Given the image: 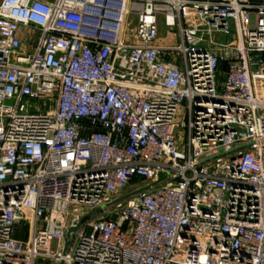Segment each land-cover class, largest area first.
Instances as JSON below:
<instances>
[{"label": "built area", "instance_id": "obj_1", "mask_svg": "<svg viewBox=\"0 0 264 264\" xmlns=\"http://www.w3.org/2000/svg\"><path fill=\"white\" fill-rule=\"evenodd\" d=\"M0 264H264V0H0Z\"/></svg>", "mask_w": 264, "mask_h": 264}, {"label": "rangeland", "instance_id": "obj_2", "mask_svg": "<svg viewBox=\"0 0 264 264\" xmlns=\"http://www.w3.org/2000/svg\"><path fill=\"white\" fill-rule=\"evenodd\" d=\"M176 31V29H175ZM233 31V30H232ZM167 33V28L165 27L164 23H163V20H161V24H160V34L161 36H165ZM230 39V35H227V36H221V40L222 41H227ZM172 42H174L176 40V36L173 34V37H172ZM215 81H216V84H217V91L220 92V84L224 81V76L222 74V72H219L217 75H216V78H215ZM42 102H40L41 104ZM47 107H44L43 106V111L46 110ZM180 117H181V114H180Z\"/></svg>", "mask_w": 264, "mask_h": 264}, {"label": "water", "instance_id": "obj_3", "mask_svg": "<svg viewBox=\"0 0 264 264\" xmlns=\"http://www.w3.org/2000/svg\"><path fill=\"white\" fill-rule=\"evenodd\" d=\"M161 176H162V175H161ZM75 230H76V228H72V229L70 230L69 234H68V237H70L71 232H73V231H75Z\"/></svg>", "mask_w": 264, "mask_h": 264}]
</instances>
